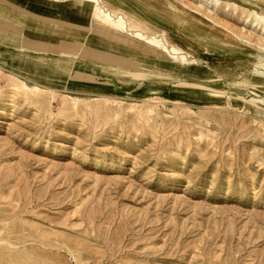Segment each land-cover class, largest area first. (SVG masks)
I'll return each instance as SVG.
<instances>
[{
	"label": "rangeland",
	"instance_id": "rangeland-1",
	"mask_svg": "<svg viewBox=\"0 0 264 264\" xmlns=\"http://www.w3.org/2000/svg\"><path fill=\"white\" fill-rule=\"evenodd\" d=\"M49 1L0 0V62L66 68L0 67V264H264V0Z\"/></svg>",
	"mask_w": 264,
	"mask_h": 264
},
{
	"label": "crops",
	"instance_id": "crops-1",
	"mask_svg": "<svg viewBox=\"0 0 264 264\" xmlns=\"http://www.w3.org/2000/svg\"><path fill=\"white\" fill-rule=\"evenodd\" d=\"M3 2H5L6 4L12 6L13 8L19 9L23 12H27L28 14L32 15V16H37L38 18H42L43 20H50V21H55V22H60V23H64V24H74V25H78L80 24L79 21L81 18V16H76V14L74 13V10L72 9V6L69 5V3H52L49 0H1ZM89 1V0H88ZM94 1V0H93ZM202 2H205V4L210 5L214 8L218 7L219 4H215L214 1L212 0V3H210V1L208 2V0H201ZM96 2V1H95ZM114 11H118L117 8L112 7ZM123 12V11H122ZM80 15V14H77ZM105 17H107V15H103ZM97 22L95 19L92 18V23ZM99 25V24H98ZM148 23L143 20L142 18L132 14V13H127V12H123V16L121 18H119V21L113 23V28L114 29H119V28H129V29H143L144 27H148ZM100 26V25H99ZM194 26V25H192ZM140 34H138L137 36H139ZM141 36V35H140ZM46 44H48L47 42H45ZM0 50H3V47H0ZM12 52H14V49H9ZM0 51V52H1ZM42 55L48 56V57H52L53 55L50 52H46V53H40ZM26 57H30V55L27 53ZM19 61V60H18ZM0 67L3 68L5 71L8 72H12V73H16L19 77L21 78H25L28 79L26 76H23L24 74L29 75V79L28 82L29 83H35L37 85L40 84H44L46 82V80H48L46 77L49 76V81H56V78H52L50 79V75H44V72H46L49 69L52 70H59V72H63L66 68L62 67H49L47 68V65L44 63L43 67L38 70L37 72L34 71H29L26 68L22 67V68H18V67H13L9 64H6L4 62H0ZM26 67H28V65H26ZM67 71V70H66ZM50 72H52L50 70ZM80 75V73H79ZM100 76H103L100 73ZM45 77V78H43ZM44 80V81H43ZM114 83V82H113ZM50 85V83H48ZM47 84V85H48ZM46 85V84H44ZM52 85V84H51ZM136 86V85H135ZM134 86V88H136ZM123 89H127L125 87L123 88H119L116 83H114V86L112 88L113 91H117V92H121L123 93ZM140 90V89H139ZM134 89H132L130 93H133Z\"/></svg>",
	"mask_w": 264,
	"mask_h": 264
},
{
	"label": "bare ground",
	"instance_id": "bare-ground-1",
	"mask_svg": "<svg viewBox=\"0 0 264 264\" xmlns=\"http://www.w3.org/2000/svg\"><path fill=\"white\" fill-rule=\"evenodd\" d=\"M209 1H210V3H212V0H208V2ZM213 1H214L215 4H219L220 5V1L219 0H213ZM252 18H251V20H246V23L249 22L253 27H255V29H258L259 30V32H260L261 35H264V11H261V12H253ZM75 68L80 69L81 67L76 66ZM81 72L82 71L80 70L79 73H81ZM24 88L26 89V91L29 90V88L26 87V86H24Z\"/></svg>",
	"mask_w": 264,
	"mask_h": 264
}]
</instances>
